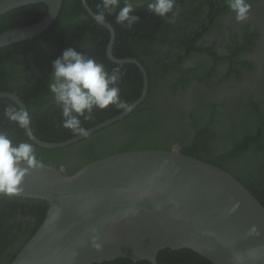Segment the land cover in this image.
<instances>
[{"label": "trees", "instance_id": "1", "mask_svg": "<svg viewBox=\"0 0 264 264\" xmlns=\"http://www.w3.org/2000/svg\"><path fill=\"white\" fill-rule=\"evenodd\" d=\"M85 2L112 27V56L143 66L146 97L122 120L59 149L31 142L18 105L0 98V166L29 161L72 175L116 154L168 152L176 146L182 155L230 174L264 208V26L224 23L230 14L264 11V0ZM47 11L45 4L36 3L5 13L0 34L34 25ZM221 33L218 41L214 34ZM109 41L108 29L87 13L81 0H62L46 31L0 49V93L14 94L25 105L38 140L73 139L138 100L142 73L134 64L111 62ZM258 42L263 58L256 66L248 54ZM198 57L194 66L184 65ZM257 68L254 88L239 90L245 74ZM191 85L190 106L178 107L176 95H185ZM47 209L44 201L0 195V264L14 261L42 225ZM102 264L151 263L119 259ZM155 264L213 263L187 249H166Z\"/></svg>", "mask_w": 264, "mask_h": 264}, {"label": "water", "instance_id": "2", "mask_svg": "<svg viewBox=\"0 0 264 264\" xmlns=\"http://www.w3.org/2000/svg\"><path fill=\"white\" fill-rule=\"evenodd\" d=\"M87 13L110 32L108 59L134 64L143 90L126 111L61 143H45L31 132L28 112L11 93L0 98L21 110L35 145L59 149L128 116L146 97L148 77L134 59L112 56L114 31L81 0ZM43 3L38 23L0 34V49L30 40L56 20L62 0H0V16ZM0 195L39 200L48 209L42 225L11 264H102L119 259L156 263L162 250H190L213 264H264V208L227 172L171 151H134L87 164L72 175L52 165L21 161L0 166Z\"/></svg>", "mask_w": 264, "mask_h": 264}, {"label": "flooded vegetation", "instance_id": "3", "mask_svg": "<svg viewBox=\"0 0 264 264\" xmlns=\"http://www.w3.org/2000/svg\"><path fill=\"white\" fill-rule=\"evenodd\" d=\"M259 9V8H258ZM257 9V10H258ZM263 9L261 8L259 10V12H254V10H249L246 12V14H230L229 16L226 17L227 20H224V23L226 24H230L232 23V20H236V22L238 24H244L245 22H250L251 24H254V26H258V25H261L262 27L264 26V16H263ZM227 21V22H226ZM261 23V24H260ZM255 26V27H256ZM224 31V35H227V31H225V29L223 30ZM223 33L221 34H214V37L218 40V41H221L219 38L220 36L222 35ZM223 36V35H222ZM262 43L261 42H258V47L256 49H254L252 51V53H249L248 54V57L250 58V60H252L256 66H258V64L260 63V60L263 58V55H262ZM200 60V57H198L197 59L195 60H186V63L184 65L186 66H194L195 65V62H199ZM260 66V65H259ZM260 69L257 68L255 71H253L252 73L248 74L246 73L245 74V77H244V81L243 83L240 84L239 86V90H249L251 88H254V86L258 83V79L256 77H258V71ZM251 85H254L253 87H251ZM194 85H191L188 89V92L185 94V95H176L175 97V102H178L179 105L178 107H181V106H190L191 104V99H193V93H194ZM231 90H229L230 92ZM240 95V94H239ZM183 96V97H182ZM179 98V99H178ZM175 147V146H173Z\"/></svg>", "mask_w": 264, "mask_h": 264}]
</instances>
